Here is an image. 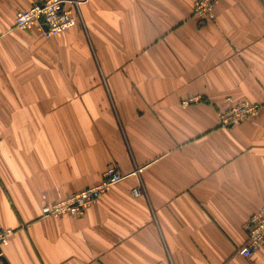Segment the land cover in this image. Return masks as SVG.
I'll return each mask as SVG.
<instances>
[{
    "label": "crops",
    "instance_id": "1",
    "mask_svg": "<svg viewBox=\"0 0 264 264\" xmlns=\"http://www.w3.org/2000/svg\"><path fill=\"white\" fill-rule=\"evenodd\" d=\"M41 1L0 0L7 262L264 264L238 252L264 205V0H219L206 24L195 0H83L49 39L14 25ZM229 98L260 114L221 126ZM109 167L128 176L83 216L43 214Z\"/></svg>",
    "mask_w": 264,
    "mask_h": 264
},
{
    "label": "built area",
    "instance_id": "2",
    "mask_svg": "<svg viewBox=\"0 0 264 264\" xmlns=\"http://www.w3.org/2000/svg\"><path fill=\"white\" fill-rule=\"evenodd\" d=\"M83 0H45L35 3L27 10L18 11L15 17V27L18 29H29L34 25L43 32L49 39L74 27L81 18L80 6ZM219 0H195L192 16L201 24L215 21L217 18L216 6ZM198 100L189 98L183 101L184 105ZM229 106L218 112L219 123L223 127H233L246 121H252L258 117L261 111V104L245 100L234 104L228 99ZM138 169L134 173H139ZM128 175L121 173L116 167H109L103 174L100 183L76 192L55 203H46L43 206L45 216L58 217L64 214H71L81 217L85 209L95 203L99 198L108 192L115 184L122 181ZM144 193L141 183L132 189L135 197ZM45 198V197H44ZM247 241L238 250L239 254L246 258L256 255L264 247V205L260 207L247 221ZM14 234L12 228H0V264L4 263L3 249L9 243Z\"/></svg>",
    "mask_w": 264,
    "mask_h": 264
},
{
    "label": "water",
    "instance_id": "3",
    "mask_svg": "<svg viewBox=\"0 0 264 264\" xmlns=\"http://www.w3.org/2000/svg\"><path fill=\"white\" fill-rule=\"evenodd\" d=\"M4 263H5V264H9L5 258H4Z\"/></svg>",
    "mask_w": 264,
    "mask_h": 264
}]
</instances>
